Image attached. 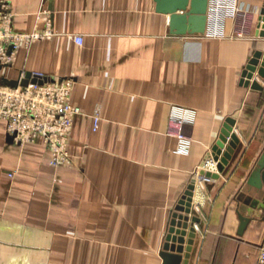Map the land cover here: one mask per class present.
Masks as SVG:
<instances>
[{"label": "crops", "instance_id": "obj_1", "mask_svg": "<svg viewBox=\"0 0 264 264\" xmlns=\"http://www.w3.org/2000/svg\"><path fill=\"white\" fill-rule=\"evenodd\" d=\"M0 1L15 32H54L23 46L1 83L72 79L81 109L61 166L0 119V264H163L172 214L236 114L239 143L203 184L189 264H257L264 189L247 181L264 152V78H241L264 51V0H211L206 33L184 36L155 0Z\"/></svg>", "mask_w": 264, "mask_h": 264}, {"label": "built area", "instance_id": "obj_2", "mask_svg": "<svg viewBox=\"0 0 264 264\" xmlns=\"http://www.w3.org/2000/svg\"><path fill=\"white\" fill-rule=\"evenodd\" d=\"M219 7V6H217ZM211 12V0L209 3ZM209 15V13H208ZM209 21V17H208ZM49 27L35 29L30 33H18L12 29V12L5 1H0V65H13L18 51L30 47L34 42L53 37ZM78 43L82 39L77 38ZM23 72L20 79H24ZM27 86L11 87L0 83V119L6 121L10 140L23 145L42 139L51 154L53 166L70 163L69 143L72 137L75 117L81 109L71 102L74 82L72 79H52L41 73H32ZM47 79L44 83L39 80ZM98 119V118H97ZM179 137L185 140L184 134ZM220 160L210 150L194 172L191 183L194 185L193 207L200 210L203 184L211 180L207 174L219 173ZM203 172L204 174H201ZM257 264H264V238L260 245Z\"/></svg>", "mask_w": 264, "mask_h": 264}, {"label": "water", "instance_id": "obj_3", "mask_svg": "<svg viewBox=\"0 0 264 264\" xmlns=\"http://www.w3.org/2000/svg\"><path fill=\"white\" fill-rule=\"evenodd\" d=\"M155 2L157 4V12L170 15V31L173 35H202L206 33L210 0H155ZM260 21L262 31L259 34L264 37V9ZM3 68L5 67L0 65V70ZM257 72L260 77L264 78V51L255 53L242 73L241 85L260 89V85L253 80ZM31 77L32 73L28 72L24 79H6L2 80V84L11 87L27 86L32 79ZM46 80V78L39 80V83L42 84ZM32 81L35 82L36 78L32 79ZM237 117L238 114L227 119L219 140L212 148L216 158L220 160L219 173L224 170V165L231 159L239 143V138L234 133ZM219 173L207 174V176H211L213 179L217 178ZM201 174L204 173L201 172ZM247 182L256 189H264V152L258 166L254 169ZM193 190L194 185L191 183L172 214L168 233L160 252L163 264H189L192 245L197 235L195 224L200 222V219L194 215ZM240 219L239 233L243 234L251 219L243 214H240Z\"/></svg>", "mask_w": 264, "mask_h": 264}]
</instances>
